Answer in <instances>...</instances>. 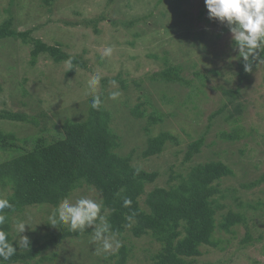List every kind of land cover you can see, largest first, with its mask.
<instances>
[{
  "label": "rangeland",
  "instance_id": "374dc122",
  "mask_svg": "<svg viewBox=\"0 0 264 264\" xmlns=\"http://www.w3.org/2000/svg\"><path fill=\"white\" fill-rule=\"evenodd\" d=\"M100 16L106 20L94 26L92 21ZM9 17L18 32L31 31V37L61 46L68 55L82 58L86 67L72 65L76 72L67 79L65 75L70 70L65 63L57 64L41 56L33 66L30 45L21 39L0 40V111H23L28 116L45 112L46 127L57 137L65 120L86 118V102L91 96L83 94L85 83L92 73L100 74L99 93L107 91L104 104L112 114V128L120 137L118 152L122 155L133 152L136 167L159 173L157 181L147 186L148 191L169 185L171 168L180 174L187 167L221 160L234 172L221 182L220 189L228 193L221 200L227 206L223 213L229 209L244 213L247 224L237 225L231 234L217 232L216 237L228 240L223 244L226 249L204 247L203 255L191 264H264V181L258 183L264 175V65L255 70L250 80L238 82L242 59L233 50L228 29L207 18L204 0H54L51 6H43L40 0H0V24ZM130 22L134 24L128 25ZM106 46H111L113 53L102 58ZM168 64L184 66L182 76L192 80L194 86L151 80L154 73ZM195 72L204 77L196 78ZM115 78L118 89L110 84ZM135 82L143 84L139 87ZM237 86L241 87V98L236 103L245 106L242 115L236 117L240 118L239 128L228 120V108L210 120L228 98L223 91ZM196 87L206 92L202 99L195 96ZM117 90L120 97L108 99L109 93ZM141 103H145L141 108L145 117L137 119L131 109ZM153 114L163 115V122L152 123L149 118ZM4 125L1 123L0 128L13 132L30 126ZM148 125L153 135L162 128L177 137L178 143H168L159 156L144 158ZM235 131L241 132L240 139L223 137V134L236 135ZM27 132L32 133V129L23 132L22 137ZM202 136L205 137L202 151L184 165L189 144ZM252 183L255 185L248 187ZM96 192L93 188H80L70 199L74 202L87 196L102 202L101 194L97 192L100 197ZM236 197L243 206L235 201ZM37 211L32 209L25 219L12 216L15 239L16 222L28 224L38 220ZM35 223L33 227H37ZM33 227L26 226L24 233L31 232ZM248 232L252 240L243 245ZM80 241L67 240L49 250L43 257L57 251V261L40 264H103L92 252L96 250L92 239ZM129 242L135 249L128 264H153L151 256L160 246L152 237L130 236Z\"/></svg>",
  "mask_w": 264,
  "mask_h": 264
},
{
  "label": "trees",
  "instance_id": "16d2710c",
  "mask_svg": "<svg viewBox=\"0 0 264 264\" xmlns=\"http://www.w3.org/2000/svg\"><path fill=\"white\" fill-rule=\"evenodd\" d=\"M40 1L43 6H51L54 0ZM105 20L104 16H100L92 23L97 26V23ZM111 22L115 24V21ZM13 23V18L9 17L0 24V40L21 39L23 43L30 45L31 65H36L41 56H47L57 64L71 58L72 65L86 67L82 58L68 55L59 45H48L31 37V31L18 32ZM133 24L134 22L128 23ZM257 68L254 67L252 72H245L240 60L238 82L243 84L250 80ZM183 70L182 65L168 64L165 69L154 73L151 80L164 84L194 86L192 80H186L182 76ZM75 72V68L70 70L66 73V78L69 79ZM195 77L201 80L204 76L201 72H195ZM121 82L125 88L123 80ZM135 84L140 87L143 82ZM106 93L107 91L99 93L103 100L99 110L91 108L90 97L86 102V118L65 120L57 137H53L46 127L48 114L45 112L28 116L23 111H0V124L3 126L8 124L7 127L19 128L20 124L30 125L27 129L20 127L19 132L0 128V198H8L14 205L13 210H4L8 220L3 228L8 232L10 240L15 239L12 216L18 215L25 219L26 213H30L32 209L38 210L35 215L38 220H34L37 223L27 222L29 229L34 226L33 223L37 227H33L31 232L23 233L30 240V249L17 247L16 255L5 264L51 263L57 261L59 254L55 251L43 257L49 250L57 248L67 240H78L81 243L80 239H85V242L92 239L91 228L83 233H73L66 226L58 224L53 227L47 224L48 216L58 202L65 196L70 198L76 190L84 187L96 189L101 194V214L111 224V234L122 243V247L113 253L102 251L100 254L101 251H97L100 245L92 246H96V250H92L98 255L96 260H102L103 264H128L135 249L134 244L129 242L130 236L135 239L150 236L154 243L159 244V251L151 256L153 264H191L203 255L204 247L226 249L223 244H227L228 240L216 237L217 232L231 234L237 225L247 224L244 213L234 212L232 209L223 213L227 206L221 200H225L228 193H223L220 189L221 182L232 177L234 172L221 160H208L187 167V171L180 174L171 168L169 185L156 186L148 191L147 186L157 181L159 173L136 167L133 164V152L127 155L118 152L120 137L112 128V114L104 104ZM195 93L197 98L202 99L206 92L196 87ZM223 93L228 98L210 120L228 108V120H232V124L236 123V128H239L240 118L236 117L242 115L245 107L242 102L236 103L241 98V87L226 89ZM166 98L167 94H164L163 99ZM144 105L145 103L138 104L131 109V114L137 119H144L145 113L141 110ZM149 119L152 123L160 124L163 122V115L153 114ZM30 129L32 133L27 132L22 137L23 132ZM145 130L149 137L147 147L142 153L144 158L159 156L168 143H178L177 137L162 128L159 134L154 135L150 132L149 125ZM240 131H235L236 135L223 134V137L238 140L241 138ZM45 132L48 134L46 137L42 136ZM204 141L205 137L202 136L189 144L184 165L192 162L202 151ZM137 168L140 169L139 174H135ZM262 181L264 175L258 183ZM252 185L255 184L248 187ZM125 198L132 201L131 207L123 206ZM235 201L239 202L238 197ZM239 206H243L242 202H239ZM129 224L131 227H128ZM251 240L252 235L248 232L242 244L245 245ZM147 251L149 256L150 250Z\"/></svg>",
  "mask_w": 264,
  "mask_h": 264
},
{
  "label": "clouds",
  "instance_id": "9594fccd",
  "mask_svg": "<svg viewBox=\"0 0 264 264\" xmlns=\"http://www.w3.org/2000/svg\"><path fill=\"white\" fill-rule=\"evenodd\" d=\"M207 18L210 21L224 25L230 34L233 50L238 52L242 59L245 72H252L253 68L264 65V0H204ZM113 53L111 46H106L102 58L110 57ZM68 69H72V59L64 62ZM102 76L92 73L86 80L83 94L91 96V108L99 110L103 100L99 94ZM112 87L118 89L115 80L110 81ZM120 91H112L108 99L117 100ZM136 169L135 174H139ZM132 201L125 198L124 207H131ZM102 202L87 196H80L73 202L68 196L62 198L48 216L49 225L56 227L58 224L66 226L73 233H83L87 229L93 230L92 242L99 244L97 251L112 253L122 247L121 241L111 234V224L101 214ZM5 209L13 210L14 205L8 198H0V264L10 261L19 249H30V240L21 235L27 226L24 221H17L15 229L18 234L16 239H9V234L3 226L8 220ZM131 217H129V220ZM131 227V224L128 225Z\"/></svg>",
  "mask_w": 264,
  "mask_h": 264
}]
</instances>
